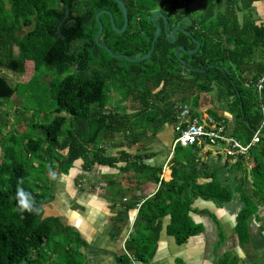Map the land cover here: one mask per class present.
I'll return each instance as SVG.
<instances>
[{"label": "trees", "instance_id": "trees-1", "mask_svg": "<svg viewBox=\"0 0 264 264\" xmlns=\"http://www.w3.org/2000/svg\"><path fill=\"white\" fill-rule=\"evenodd\" d=\"M122 1L128 10V30L124 34L116 33L109 15L104 14L100 17L103 33L99 41L115 55L140 59L150 53L157 35L152 16L158 11L165 15L174 11L178 15L182 5L195 0ZM247 1L252 3L261 0ZM7 2L11 4L12 16L6 8ZM240 2L212 0L196 26L189 30L201 43L199 52L192 55L182 51L179 53L188 65L186 67L175 51L179 46H184L188 52H193L197 44L184 33H178L177 41L170 43L163 32L156 42L153 55L140 63L113 59L99 47L95 42L99 32L96 21L98 13L109 11L116 27L121 30L124 26L122 10L113 0H0V70L17 72L25 80L12 86L5 77L0 76V124L9 127V119L3 117L7 112L1 108L9 104L15 95L28 99L31 94L40 103L50 87L53 92L56 90L55 110L50 112L55 113L56 117L48 123L33 124L32 129H42L45 136L30 139L25 144L28 158L35 157L39 169L35 164L21 161L19 156L13 154L14 145L8 141L15 140V135H2L0 130V149L3 152L0 159V264L36 263L50 240L64 233L82 248L88 246L81 237L75 235V231L65 227L60 218H44L43 206L50 203L53 197L30 186L31 172L35 168L41 175H50V168L56 175H68L78 160L84 162L85 171H90L95 165L117 168V164L125 163V167L119 168L121 174L136 172V176L123 177L127 184H135V181L160 184L155 197L141 206L145 225L138 228L137 234H132L127 243L129 251L136 250L133 258L137 262L146 263L155 252L162 223L167 216H170L167 234L179 246L204 233V227L196 224L190 216L196 199L223 206L232 202L234 195L239 193L243 208L237 218L236 229L242 246L250 242L249 224L259 208L244 191L249 179L246 172L241 178L242 184L235 190L224 186L213 174H208L213 181L206 185L198 184L196 170L189 174L188 170L182 173L174 169L173 180L166 183L159 178L161 168H149L135 162L126 152H122L119 157H108L106 151L99 148L114 138H119L117 146L122 147L132 141L135 143L138 136L142 137V141L155 136L163 118L170 117L172 113L174 115L173 98L182 96L181 101L187 104L197 92L193 98L194 106L197 107L200 95L211 92L215 87L221 98L226 96L234 99L233 106L242 128L236 138L245 144L251 142L255 131L262 124L257 92L255 89L246 90L242 86L243 77L237 79L226 66L229 60L240 65L245 49L250 48L252 51L260 41L264 42V29L255 26L248 17L244 22ZM33 13L39 17L38 31L30 34L26 44L15 37L10 39L8 34L13 22L19 25L23 17L28 18ZM157 23L163 28L164 19L158 18ZM176 25L178 22L170 23L169 29ZM226 43H234L238 50H229ZM9 44L19 50V56L13 60L15 66L10 63L5 51ZM21 54L26 55L27 62L20 58ZM207 67L210 68L204 73L191 70ZM50 73L56 74L60 81H45V75ZM261 77L254 79L256 83ZM112 91L120 95L122 104L109 106ZM42 112L40 110V114ZM67 123L68 127H65ZM150 126L153 130L149 136L147 129ZM65 149H69L67 157L59 152ZM250 154L255 162L252 171L254 196L264 201V138ZM43 161L48 162L49 168L42 169ZM239 166H242L241 159ZM110 184L121 185L118 179L111 180ZM18 187L32 194L41 209L38 214L21 211L17 199ZM47 191H50L49 187ZM219 237L218 247L225 240L224 234ZM127 259L129 261L130 258ZM72 262L76 263V259ZM178 263L183 264L182 261ZM219 263L238 264V260L227 254L219 257Z\"/></svg>", "mask_w": 264, "mask_h": 264}, {"label": "crops", "instance_id": "crops-1", "mask_svg": "<svg viewBox=\"0 0 264 264\" xmlns=\"http://www.w3.org/2000/svg\"><path fill=\"white\" fill-rule=\"evenodd\" d=\"M240 4L243 7L244 22L248 17L255 26L264 29V0L252 3L241 0ZM226 45L229 50H238L234 43H226ZM226 68L237 79L243 77L242 86L246 90L255 89L258 82L256 83L254 79L264 75V42L260 41V44L252 51L250 48L245 49L244 59L240 65L229 60ZM224 72L226 73L225 70ZM196 95L197 92L190 97V102L187 104L181 101L182 96L173 98L174 115L172 113L170 117L163 118L155 136L144 141L141 136H138V139L135 138V143L132 141L122 147L117 146L119 138H114L101 144L99 148L104 149L108 157H119L122 152H126L132 157V160L135 159V162L149 168H161L162 173L159 178L166 183L173 180L174 169H178L182 173L188 170L189 174L196 170L198 184L210 183L213 178L208 177V174H213L224 186L235 190V187L242 184L241 178L246 172L249 179L245 184L244 191L259 208L258 213L249 224L250 242L242 246L236 229L237 218L243 208L239 193L234 195L232 202L223 206L212 201L196 199L192 205L193 211L190 216L196 224H201L204 227V233L190 238L181 247L175 243L173 237L167 234L170 216L165 217L156 246L160 255L156 262L157 264L174 263L175 259L165 257L166 252L170 249L185 248L187 263L213 264L209 257H205L208 249L213 251L209 246L207 249L206 239L209 235L217 233L218 237L214 241L216 259L218 256L221 257L220 251L223 250L222 255L229 254L236 257L238 264H264V201H260L254 196L252 171L255 162L251 154L244 157H229L219 147L210 146L205 142L187 149L173 150V143L178 134L176 130L179 124L178 116L184 107H188L192 117L201 120L202 123L209 119L221 123L225 126L226 134L229 136L236 138V135L242 132L236 108L233 106V98L226 96L221 98L218 88L215 87L211 92L200 95L199 106L196 107L193 99ZM257 98L261 109V105H264V95L261 99L257 94ZM154 129L156 130L155 127ZM147 130L150 136L153 127L150 126ZM59 152L62 156L67 157L69 149L59 150ZM239 159L242 161L241 167ZM125 165V163H119L117 168L95 165L90 171H85L84 162L78 160L68 175L60 174L55 178L49 175L51 179L48 187L53 200L43 206L44 218H60L65 227L75 231L77 233L75 235L81 237L88 244L86 248H83L87 264H124L128 261L126 257L130 258L126 264L148 263V261L146 263L137 262L133 258L136 250L129 251L127 243L132 234L136 235L138 228L141 226L143 228L145 225L141 206L155 197L160 184L147 181L141 183L135 181V184H127L123 177L136 176V172L121 174L119 168L125 167ZM189 165L191 166L189 167ZM114 179H118L121 185L112 186L110 182ZM47 206H49L48 209ZM144 233L145 230L142 234ZM207 233L209 235L205 236ZM220 234H224L225 240L218 247ZM199 254L204 259H199Z\"/></svg>", "mask_w": 264, "mask_h": 264}, {"label": "rangeland", "instance_id": "rangeland-1", "mask_svg": "<svg viewBox=\"0 0 264 264\" xmlns=\"http://www.w3.org/2000/svg\"><path fill=\"white\" fill-rule=\"evenodd\" d=\"M212 0H195L190 3V9L194 11V13H198L199 11L206 10L210 5H211ZM10 73H2L1 75L7 79V81L12 85L16 86V84L19 81H25L23 80L24 78L22 77L20 79L19 76L12 77V75H9ZM45 74L47 72L45 71ZM47 77L45 78V81L51 82L52 80H57V75L54 73H50L48 75H45ZM60 81V79H59ZM54 90L50 87L49 92H47L46 97L42 99V101L39 103L37 100H35L31 94H29V98H20L17 95H15L10 103L5 104L1 109L3 112H7V115L3 114V117H6V119H9V127L6 128L5 125L0 124V130L2 131V135H5L7 133L11 135H15L16 139L11 141L9 140V144H13L12 148V153L19 156L20 160H27L33 164H35L36 168L39 169V162H37L36 158L33 157V159H29L26 149H25V144L28 143L30 139H38L39 137H43V133H45L42 129L37 128V129H32L33 124L36 123H48L52 121L55 117L56 114L53 113L51 114V111L55 110V105H56V100H55V92ZM44 96V95H43ZM119 104H122L120 102V95L116 93L115 91H112L111 93V98H110V103L109 106H118ZM19 110V111H18ZM40 110L43 112L40 114ZM46 110H49L48 114L46 113ZM16 111L18 113L16 114ZM2 112V111H1ZM2 112V113H3ZM10 113V116H8ZM36 113V116H33ZM66 115V114H62ZM65 127H68V123L65 124ZM2 149H0V159L2 157ZM44 165L42 169H47L49 168L48 162L43 161ZM34 169L31 172V180H30V186L35 188H39L41 190L40 192H46L48 195H50L51 191L48 190V185H50V176L49 174L41 175L39 173L38 169ZM41 169V168H40ZM50 206V205H49ZM47 206L46 208L48 209ZM209 235L208 233L205 234ZM69 235L64 233L63 235H59L55 237L54 239H51L49 242V245L45 247V251L42 255V257L36 261V263L33 264H87L86 261V253L83 250V248L77 244L76 242H73L68 238ZM210 236V235H209ZM207 237V249L208 246L212 248V252L208 251L205 253V257H209L210 260H212L213 264H220L219 263V256L216 259L214 252H215V243L214 241L218 237L217 233L212 234L210 237ZM236 246V245H234ZM182 247V246H181ZM185 248H181L180 250H173L170 249L169 251L166 252L167 255L165 257H168V259H175L174 263L171 264H179L176 263L177 261H182L183 264H189L186 262V254L184 252ZM223 251V250H222ZM222 251H220V256L223 257ZM159 255V250L156 249L154 253H152L151 256L148 257V263L147 264H157L156 259L158 258ZM199 254L198 258L199 259H204L200 256ZM217 255V254H216ZM160 256V255H159ZM162 257V255H161ZM33 259H35V255L32 256ZM76 259V263H73L72 260ZM198 260V259H197ZM206 260V259H205ZM173 261V260H171ZM256 261V259H255Z\"/></svg>", "mask_w": 264, "mask_h": 264}, {"label": "built area", "instance_id": "built-area-1", "mask_svg": "<svg viewBox=\"0 0 264 264\" xmlns=\"http://www.w3.org/2000/svg\"><path fill=\"white\" fill-rule=\"evenodd\" d=\"M255 90L258 96L263 99L264 75L258 81ZM262 124L255 132L250 143H242L238 139L226 134L225 126L211 119L202 123L201 120L193 118L191 110L184 107L178 116L179 124L177 127V138L173 143V150L187 149L207 143L210 146H217L229 157H244L258 145L264 138V105H261Z\"/></svg>", "mask_w": 264, "mask_h": 264}, {"label": "flooded vegetation", "instance_id": "flooded-vegetation-1", "mask_svg": "<svg viewBox=\"0 0 264 264\" xmlns=\"http://www.w3.org/2000/svg\"><path fill=\"white\" fill-rule=\"evenodd\" d=\"M6 8L9 11V15L12 16L13 15L12 7H11V4L9 2L6 3ZM180 10H181V12L178 15H175L173 13L174 11H169L168 15L164 14L167 17V19H168V27H169L170 23L178 22V25H176L174 27H180L181 28V32H177L176 35L178 33H182V32L183 33L189 32V30L192 27L196 26V24L199 21V18L203 15V11H201V12L199 11L198 13H194V11H192L190 9V3L182 5ZM29 15L30 16L28 18H24L23 17V19L20 21L19 25L15 21L13 22V24H12V26L10 28L9 34H8L10 39H13V37H15V38L20 39L21 41L25 42V44H26V42L28 41V39L30 37V34L31 33L34 34L35 31H38V28H39L38 27L39 26V17L37 15V13H33V14H29ZM158 18H160V17H158ZM157 19H156V23H157ZM188 21H190L189 24L187 23ZM164 23H165V21H164ZM162 29H163V32H165L164 31V26H163ZM192 39L193 40L195 39L193 37V35H192ZM24 49L26 50L25 47H24ZM5 51L7 52L9 60H11L10 63L15 66L13 60L16 59L19 56L18 48L16 46H14L13 44H9V45H6ZM20 58H23V60L25 62L26 55L25 54H21ZM26 62H27V60H26ZM33 72L35 73L34 70H33ZM2 73H10L9 75H12V77H14V75H15V76H19L20 79L22 78V76L20 74H18L17 72H14V71L13 72H6V71H1L0 70V76H2L1 75ZM20 83H22V82L19 81L17 84H20Z\"/></svg>", "mask_w": 264, "mask_h": 264}, {"label": "water", "instance_id": "water-1", "mask_svg": "<svg viewBox=\"0 0 264 264\" xmlns=\"http://www.w3.org/2000/svg\"><path fill=\"white\" fill-rule=\"evenodd\" d=\"M115 1L116 3H118V5L120 6L121 10H122V13H123V16H124V26L123 28L120 30L116 27L115 25V21H114V18H113V15L111 12L109 11H106V10H103L101 11L100 13L97 14L96 16V21L97 23L99 24V32L95 38V42L96 44L103 48L104 50L107 51V53L113 58V59H125L127 60L128 62H131V63H140V62H143L145 60H148L154 53L155 51V45H156V42L159 40V38L162 36V33H163V29L162 27H160L157 23H156V19L158 17H162L165 21L164 23V31L166 33V36L169 40L170 43H175L177 41V38H176V33L177 32H181V28L180 27H174L173 29H169L168 27V19L167 17L160 11L156 12L153 16H152V22L154 24V26L157 28V35L155 36L154 40H153V43H152V48H151V51L150 53L143 57V58H140V59H132V58H129L128 56L126 55H115L112 53V51L105 45L101 44L99 39L103 33V25L100 21V17L104 14H107L109 15L110 19H111V24H112V27L114 28V31L118 34H124L127 30H128V27H129V17H128V10H127V7L125 5V3L121 0H113ZM183 33V32H182ZM186 34L187 36H189L191 39H192V35L189 33V32H186L184 33ZM194 41L196 42L197 44V48L194 52H188L186 50V48L184 46H179L176 51H175V55L179 58V60L186 66L188 67V65L186 64V62L184 60H182L179 56V53L180 51L186 53V54H189V55H192V54H195L197 52H199L200 48H201V44L200 42L197 40V39H194ZM208 68L210 67H207L206 69H203V70H197V69H191L192 71H195V72H206L208 70Z\"/></svg>", "mask_w": 264, "mask_h": 264}, {"label": "clouds", "instance_id": "clouds-1", "mask_svg": "<svg viewBox=\"0 0 264 264\" xmlns=\"http://www.w3.org/2000/svg\"><path fill=\"white\" fill-rule=\"evenodd\" d=\"M50 175L55 178L56 173L49 169ZM22 183V182H21ZM17 199L18 205L21 211H26L28 213H39L41 211L40 207L37 206L35 199L30 192L25 191L23 188L18 187L17 189Z\"/></svg>", "mask_w": 264, "mask_h": 264}]
</instances>
